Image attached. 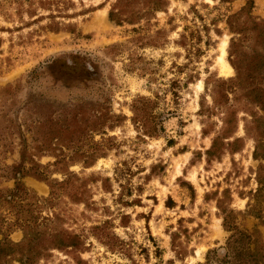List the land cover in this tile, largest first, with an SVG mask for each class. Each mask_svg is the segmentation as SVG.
Listing matches in <instances>:
<instances>
[{"label": "rangeland", "instance_id": "1", "mask_svg": "<svg viewBox=\"0 0 264 264\" xmlns=\"http://www.w3.org/2000/svg\"><path fill=\"white\" fill-rule=\"evenodd\" d=\"M118 2L0 0V240L56 231L82 243L38 264H202L228 238L215 201L223 192L240 212L236 224L264 240L254 217L264 202L252 197L264 161L243 130L251 117L234 93L228 111L212 99L226 89L219 80L236 76L220 71L222 46L231 66L238 38L227 17L246 6L264 20V0H167L132 23ZM115 4L120 23L109 18ZM236 42L250 57L264 50L254 36ZM231 111L238 130L229 142L244 146L208 164ZM142 115L151 136L135 121Z\"/></svg>", "mask_w": 264, "mask_h": 264}, {"label": "trees", "instance_id": "2", "mask_svg": "<svg viewBox=\"0 0 264 264\" xmlns=\"http://www.w3.org/2000/svg\"><path fill=\"white\" fill-rule=\"evenodd\" d=\"M232 1L234 0H220L221 3ZM118 4H115L110 11L109 18L111 21L120 23L122 22L121 20H115L116 17L122 15V11L117 9ZM132 5L130 0H123V22L132 23L134 15L138 14L134 12ZM143 5L146 7L147 12L138 14L140 16H146L153 11L165 8L167 0H143ZM251 8L245 6L237 13L227 17L226 23L230 32L238 36V38L234 37L231 39L229 51L230 56L233 59L235 58V60L230 61V64L235 70L236 76L228 80H219L220 87L223 86L222 88L226 87V89H221L218 98L213 95L212 99L213 108L228 111L229 94L234 93V100L237 102L242 98V105L244 106L241 111L251 117L250 123L252 126L246 123L243 130L248 135V138L255 143L253 159L264 161V151L259 152V149L264 147V131L261 132L259 130L261 124H264V117L258 115L256 111L248 109L252 107L256 110L264 111V50H262V54L256 52V56L250 57L245 55V52L237 49L238 45L236 42V40L241 42L250 36H254L260 40L264 49V20H256L251 17ZM240 56H243L244 59ZM256 57L257 61L261 59L262 61L259 64L260 68L255 69L258 74L253 75L251 71L255 70H251L249 67L257 65L254 62ZM244 62H248L247 67H243ZM258 78L262 82L261 85L254 82V79ZM238 96L240 99H238ZM236 118L237 114L233 111L224 118L223 123L226 128L212 140L210 148L205 153L208 164L213 160H219L225 153L235 154L242 150L244 143L241 138H234L229 142V139L233 138L238 130ZM135 121L141 123L138 125H141V129L143 128L145 134L153 135L152 130L150 132L146 130V116H136ZM253 126L254 128H251ZM252 129L256 130L253 131ZM203 134H207V131H203ZM255 181L257 189L252 194V197L255 201H258L256 204H259L260 200L264 202V165L262 164H259L255 171ZM229 199L231 200L230 196L225 192L222 193V198L215 199L219 216L222 219V228L228 233V238L224 246L209 250L206 254L205 262L202 264H264V240L259 230L254 228L252 231H247L236 224V219L240 212H235L228 208L226 200ZM247 207L249 209L252 208V204L249 203ZM253 208L256 209V207ZM261 211L258 209L254 217L259 220L260 224H264V214ZM60 235L56 231H42L30 238V234L25 233V241L18 244L12 243L7 238L2 239L0 240V264H12L13 262L38 264L40 260L47 256L50 250L71 248L77 251L80 249L82 243L77 241V236L61 235L63 236L61 238ZM176 236V234L171 236L173 247L176 246L174 245ZM179 255L182 256L181 253Z\"/></svg>", "mask_w": 264, "mask_h": 264}, {"label": "bare ground", "instance_id": "3", "mask_svg": "<svg viewBox=\"0 0 264 264\" xmlns=\"http://www.w3.org/2000/svg\"><path fill=\"white\" fill-rule=\"evenodd\" d=\"M226 46H227V43H224V45L221 48V55L219 57L220 71H221V74L224 76H231L233 74V69L225 59Z\"/></svg>", "mask_w": 264, "mask_h": 264}]
</instances>
